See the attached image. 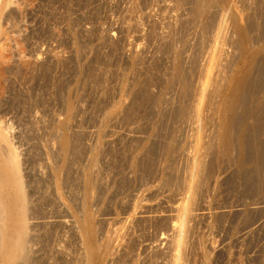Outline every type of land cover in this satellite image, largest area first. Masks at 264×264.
I'll return each instance as SVG.
<instances>
[{"label":"rangeland","instance_id":"rangeland-1","mask_svg":"<svg viewBox=\"0 0 264 264\" xmlns=\"http://www.w3.org/2000/svg\"><path fill=\"white\" fill-rule=\"evenodd\" d=\"M191 1L8 0L6 17L0 16V48L10 60L0 124L18 154L31 207L27 258L15 264H102L105 258V264H264V122L253 138L261 158L253 149L243 156L234 144L227 159L219 155L216 116L204 112L198 124L192 114L188 123L171 116L189 100L171 78L174 52L182 56V45L190 44L184 65L194 78L190 65L208 58L193 49L198 30ZM263 43L255 38L256 47ZM224 48L242 58L231 41ZM249 106L240 108L241 118ZM246 122L250 130L253 121ZM198 130L214 148L203 158L200 189L176 235L172 210L185 195ZM64 135L71 142L65 157L59 152ZM93 155L97 185L88 193ZM64 162L68 169L56 176ZM82 222L100 232L87 238L95 248L104 240L109 245L86 253Z\"/></svg>","mask_w":264,"mask_h":264},{"label":"bare ground","instance_id":"bare-ground-1","mask_svg":"<svg viewBox=\"0 0 264 264\" xmlns=\"http://www.w3.org/2000/svg\"><path fill=\"white\" fill-rule=\"evenodd\" d=\"M240 1H242L243 3L245 1L243 7H240L241 5L239 6L240 8H243L242 11L239 10L240 8L237 7V5L242 3V2L240 3ZM7 3L8 0H0V16L2 19L3 17H6ZM189 3H188L189 6L190 4H192L191 10L195 19H197L196 27L198 30V37H197L198 41L196 39L197 44L196 42H194L196 46L194 45L195 47H193V49L196 48L195 51L198 49L202 50V52H200L199 50L198 51L200 52V55L201 53L202 55L204 53L207 55L208 61L206 60V57L204 56L203 57L204 60L208 63H205L204 60L202 59L203 62L202 61L201 62L205 64L199 67L198 63L200 62L201 59L200 60L197 59L196 56H194V59L196 58V60H194L193 63L191 60L192 64L190 62H187L190 59L186 60V64L187 63L191 64V65L189 64L190 69L195 70V75L197 76V78H194L193 76H190L188 70H186L187 67L184 65L185 64L184 55L188 51L187 48H189L188 46L190 44L188 45L187 43L182 45V46L187 45L185 46L186 48L184 47L185 50H187L186 52L185 50L183 51V53L185 52L184 55L181 56L182 54L181 49H180L181 51L174 52L175 64L173 65H175V67L173 66L174 70L171 75V78L174 81L173 83L176 82L175 86H178L180 88L179 94L181 93L182 97L185 98V100L186 98L189 100L187 106L186 105L184 106L180 103L181 101L185 102L182 99L179 103L177 102L178 104L181 105H178L177 109H175L176 110L175 112L173 111L174 112L173 115H171L172 113H169V117L170 115L171 116L175 115L174 118L175 117L176 119L178 118L177 121L181 119L184 120V123L185 122L188 123L189 121L188 118L190 117L191 119V116L193 115L195 122L198 124L203 121L204 112L211 113V115L216 116L218 120L217 121L218 123L217 122L216 123L218 126L217 127L219 134L218 138L220 143L219 147H221V150L219 152L220 156H224L225 158L228 159L231 155L230 154L231 151L234 148L233 147L234 144H236L238 146L239 153L241 154L244 153L243 156L245 155L247 150L249 151V149H253L252 151H254L253 153L255 155L253 156L255 158L257 157L261 158L260 157L261 146L258 147L256 145L257 141L254 140L255 142H253V138L256 139V137L258 136L255 135L257 131L261 132V129L259 130L260 127H258V124H260L261 121L264 122V92H263V97L262 98L259 97V94L262 91H264V86L262 89L260 87L259 88L256 87L257 84L258 86H261L260 82L264 81V59H262L264 52V43L257 45V47L255 45L256 37L258 38L264 37V27L261 26L258 22L259 19H261L262 22L264 23V0H192L191 3L190 4ZM5 20L4 22H6ZM0 22L2 23L3 20ZM243 22L244 24L242 25ZM227 41L232 42L233 47L237 49V52L242 54V58H240V55L237 58H235L236 55L225 50L224 46ZM4 44L6 45V43ZM3 48L5 50L0 48V98H3L4 95L3 94L4 88L6 87V85L3 87L4 83L6 82L5 74L6 71L9 69V65H10L9 64L10 60H8V57L6 56V52H5L6 48L5 47ZM196 55L199 56V54ZM185 56L188 57L187 55ZM232 56L234 58H232ZM181 57L184 58L183 67H181L182 66L181 60L183 59ZM199 58L202 57L199 56ZM236 60L237 62H235ZM184 67L186 71L182 69ZM5 100L6 99H4V101ZM194 101L195 104L190 106V103ZM248 103H251V106H249V111L247 110L245 112L246 114H244L243 117L241 118L240 116L241 113H239V111L241 112L242 109L240 108H242L243 105H244L243 108H245V106ZM166 119H167L166 124H170L168 118ZM249 119L253 121V125L250 130L248 125H246L248 122V121L246 122V120ZM181 123L183 124V122ZM261 125L264 126L262 123L260 124V126ZM234 130L237 131L236 133L237 137L235 138V140L232 136V132ZM196 135H197L195 140L196 142L194 145L195 153L193 156L189 158L190 168L186 176L187 178L184 185L185 195L181 199V201L175 205V207L172 206L173 207L172 211L175 212L176 216H178L177 222H175L172 225L173 231H175L176 235L178 232H181L182 229L185 228V220L191 211L190 206H192L190 205L191 204L190 202L194 200L195 193H197L198 190L200 189L201 180L198 179H201L200 177L203 174V172L205 173V164L203 158L209 154L212 148H214V145L210 141L203 142L202 139L204 137L202 136L204 134L201 136L200 131L198 132V134L196 133ZM172 140L173 138L165 148V154L167 156H170L173 152ZM59 142H60L59 152H61L60 155H63L65 157L70 152L71 142L66 135H64ZM249 152L251 153V150ZM91 158H92V166L91 168H88L87 180H86V189L88 190V193H91L94 190V185H97L96 180H94L95 178L94 165L96 163V158L94 155ZM245 159L246 158H244V160ZM259 161L261 162V159ZM66 162H64L59 169L57 170L55 169L56 176L57 175L61 176L60 174L61 171H63L68 165L67 164L68 162L67 163ZM136 164L137 162L132 164V167L133 168L135 167V169L137 168ZM257 164H256L257 167L255 166V168L257 169H259V167L260 166L262 167L263 165L262 163L258 167L259 164L258 165ZM54 166L56 165L54 164L53 167ZM147 166H151V164ZM20 170L21 169H20L18 154L15 151L14 147L12 146L11 142L9 141V138L5 133V130L0 124V264H15L16 262L20 260L24 261L27 258L28 242L30 240L28 210L31 207L28 209V206L30 204L28 203L29 201H27V197L24 189V182ZM92 175L94 176L93 180H92ZM251 179L255 180V178L253 177ZM247 180H249V178H247ZM253 180L251 182H253L254 184ZM262 182L264 183L263 180ZM82 204L84 205L83 202ZM89 220L91 221V219ZM91 226L92 225H90V223L87 224L85 222H82V224L80 225L81 236L83 238V246L85 247L86 253H89V255H92L94 252H96V248L99 247V245H101L102 243L105 242V245L106 244L109 245L108 242L109 237H107L108 243H106L104 239L101 240L99 239L100 242L102 240H104V242H102L101 244H98L99 242H97L98 246L96 245L97 246L96 248L92 245L90 240H87L89 233H91V235H96L95 232H97L98 235L100 233V232L98 233V231H95L96 228L94 229V227ZM97 229L99 230V228ZM98 235H96V237H98ZM175 244L178 247H180L182 245V239L180 237L175 239ZM100 248L101 247L97 248V251ZM83 252L84 251L82 250V253ZM112 254H108L111 255L110 258L109 256L107 257L109 259L113 258L114 256H112ZM81 257L83 259L86 258V257L84 258L83 255ZM105 260L107 259L105 258ZM104 261L102 262V264L103 263L105 264L106 261L105 262ZM81 263L83 264V262H80V264ZM84 263L86 264V261ZM172 264H178V263L177 261H174V263L172 262Z\"/></svg>","mask_w":264,"mask_h":264}]
</instances>
